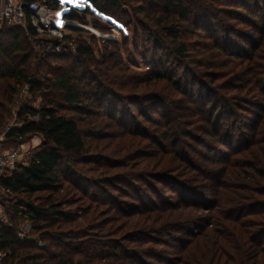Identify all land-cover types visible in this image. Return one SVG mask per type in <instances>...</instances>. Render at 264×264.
<instances>
[{"label": "trees", "instance_id": "1", "mask_svg": "<svg viewBox=\"0 0 264 264\" xmlns=\"http://www.w3.org/2000/svg\"><path fill=\"white\" fill-rule=\"evenodd\" d=\"M79 1L80 10L92 16L93 28L109 33L119 23L126 30L116 40L65 25L85 36L78 40L76 58L51 66L49 55L23 51L28 36L21 28H0L2 146L16 148L32 135L41 136L26 163L17 162L0 179L1 207L10 216L9 222L0 220V264H264V0H228L236 5L224 8L236 13L228 22L235 19L240 26L226 28L221 21L218 35L210 29L214 42L175 48L180 57L175 68L149 56L147 40H159L145 33L130 0ZM160 1L144 0L138 7H145L163 31L169 28L163 20L200 18V11L213 10L217 0ZM120 6L126 18L114 11ZM64 16L86 23L75 9ZM30 34L36 31L30 28ZM98 41L114 50V59L96 56L92 45ZM204 49L213 54L214 65L222 59L223 82L218 84L211 70H200ZM23 84L41 102L31 106L23 100L16 112L19 125L7 129L11 104ZM241 85L262 101L235 132L238 102L225 93ZM178 100L197 107L178 115ZM193 112L207 126L195 128V121L182 135L196 143L195 155L220 159L223 167L196 169L211 186L178 181L177 191L170 174L178 167L170 161L196 158L172 154L164 137L183 128L182 117ZM147 123L161 124L162 139ZM200 146L207 154L197 152ZM157 182L177 191L176 200L158 202ZM195 204L202 210H186ZM17 214L30 227L22 237Z\"/></svg>", "mask_w": 264, "mask_h": 264}, {"label": "rangeland", "instance_id": "2", "mask_svg": "<svg viewBox=\"0 0 264 264\" xmlns=\"http://www.w3.org/2000/svg\"><path fill=\"white\" fill-rule=\"evenodd\" d=\"M65 2H67V0H64ZM160 1V0H159ZM196 0H184L185 3H193ZM253 1V0H252ZM131 5L135 10V16L137 17V19L139 21H143V26L146 29L145 33L147 35H151V34H155L158 38L159 41H156L155 43H153L152 41H148L147 40V46L149 48L150 54L149 56L154 59H162L165 60L164 62H171L172 68H175L176 64L180 62V57L178 56V54L175 53V48L178 47H183V50L186 49L188 50V44H194V46L197 45H202L204 46V44H209V42H214L213 39H209V34L212 32V30L215 31L217 30V35L220 33V31H222L223 26L221 24V21L223 24H225L224 27L226 28H231V29H237L238 26H240V24L234 19L230 22H228V18H230L231 16H235L236 13H232V14H228V12H224V8H230V7H235L236 5L234 4H230L228 3V0H217L215 2L212 3V8L213 10H209L207 9L206 11L202 12L200 11L199 14L200 18H194L191 20V17L187 20V21H182V20H178V19H174L173 17L167 19V20H163V26H167L169 27L167 30H159V26L160 24H158V22H156V20H152L151 17H149L148 15L145 14L144 10L145 7H138L141 4H146L144 3V0H130ZM161 2V1H160ZM262 2V0H261ZM70 6L71 10H76V13L81 16L84 17L85 22L86 23H79V22H72L74 25H78L80 27V29H83L85 31L88 32H92L94 33L97 37L100 38H105V39H119L120 37V32H122V29L126 30V26L124 27V25L119 24V23H114L115 25H109L106 22H103L102 24L104 26H111L109 27L110 32L109 33H103L100 32L99 30L93 28L92 25V21L91 15L85 14L84 12H82L80 10V8H82V3L79 0H71V2H67ZM235 3V2H234ZM237 5L239 3H236ZM143 8V10H142ZM161 8H158V11H160ZM115 13L119 14V16L126 18V15L124 14V12L122 11L121 6L118 7L116 10H114ZM159 14V13H158ZM55 16H61V15H57L54 14ZM177 15V14H176ZM215 16L218 21L217 22H209L207 21V17H212ZM62 17H65L64 15H62ZM196 17H199L198 15H196ZM193 18V17H192ZM242 20V19H241ZM70 22V21H68ZM114 22V21H113ZM218 22H220V24H218ZM199 26V27H198ZM206 26V27H205ZM206 28L208 29V33L205 31ZM210 29H212L210 31ZM124 31V30H123ZM65 32H69V35L72 36L70 39L66 38H58L57 36H54L51 33H46V32H40L35 36H28L27 40H25L27 43V45H24L23 51L24 52H34L40 56H48L46 57V61L51 65V66H55L57 64H62L64 62H66L67 60H71L73 58L77 57V46L80 44L78 42L79 38L84 37L85 34H78V33H73L70 32L68 30H65ZM231 37L235 38L236 40V36H235V32L231 31ZM23 37V36H21ZM89 41V40H88ZM175 42V44L173 43ZM183 44V45H182ZM185 44V45H184ZM93 49L95 51L96 56L102 57V53H104L108 58L109 57H113L114 54V50L111 47H105L104 45H102L101 42H97L95 44L92 45ZM159 47V50L157 51V47ZM159 52L158 55H153L155 52ZM184 55H186L188 53V51H184ZM163 55H164V59H163ZM212 53L206 49H204L203 51V56L202 58L204 59L202 62H205V65H201L199 66L200 70L204 71V70H211V73H215L214 76L217 79V83L219 84L220 82H223L226 77L224 78V71L226 70L225 67L222 65L223 61L221 59V61H218L217 65H214V59L212 57ZM198 55H195V57ZM188 58V57H187ZM111 66V65H110ZM139 68H142V65H138ZM171 70V67H170ZM183 75V74H182ZM41 77L43 75H40ZM124 77L126 76V73L123 74ZM37 77L38 79H42L44 77ZM128 78H130V76H128ZM132 80V79H130ZM149 86V85H148ZM29 85L28 84H23L20 88L19 91L17 93V96L14 100V102H12L11 104V111H12V116L10 117L8 123L6 124V128L8 129L9 127L15 126V125H19V121L18 119H16V112L17 109L19 107V104L21 102H23V100L27 101L28 104H30L31 106H38L41 102L40 97L38 96V94H32L29 91ZM238 91L235 90H230V91H226V95H232L233 98H236V101L238 102V105L235 110H236V117H237V122H236V126L234 128H232V130H234L235 132L237 131L236 128H238L240 122H246L248 123V117L253 116V111L256 108V102L258 101H262L261 98L259 97V95L257 93H252L254 91L249 90V87H245L244 85H241L240 89H237ZM124 104V106H126V103L123 101L122 105ZM178 107H177V114L178 115H184L186 112L188 113L187 108H191L190 111H192V108L197 107V104H192L191 102H186L183 100H178L177 103ZM168 106V105H167ZM166 108V107H165ZM186 113V114H187ZM157 118L158 115H156ZM184 120V124H182L183 128H179V130L177 128L174 129L175 133L168 131V134H166V136L164 137L167 143V146L165 145V147H168L170 149H172L173 153L175 154L176 152L183 153L185 156H189L188 159H190L192 156H195L196 160L191 161L189 163H186L185 160H176V159H172L175 162L170 161L171 165H174L176 167H178L177 170L175 171H171V180L175 181V186L177 187V191L179 188L178 185V181L182 182V183H186V184H191V185H200V186H206L207 184L210 183V186L212 185L211 182L207 181V179H203V175L202 172L197 171V168H201L204 166H208L210 167L212 170H216L217 168H222L223 164L221 163L222 161L220 159H216L217 162H215L214 160L208 161V159L202 157V155L199 153L197 155H195V151H193L191 148H193L195 146V142H193L191 139H189V137L183 136L182 134H184L185 132H189L191 131V129H187L190 128V126H193L192 124L196 121V124L194 127L198 128V127H206L207 124L206 123H199L200 120L199 118L196 117V115L193 112V115L191 117H182ZM190 122V123H188ZM186 123V124H185ZM149 127H156V130H159V138L162 139V132H164V128L161 127V124L158 123H152L149 124L147 123ZM228 125H224V128H226ZM4 127V128H5ZM187 129V130H186ZM186 130V131H185ZM1 131V130H0ZM249 133H251V131L249 130ZM38 137V140H36ZM185 140H189L187 144H184L182 142V139ZM36 140V142H34V140ZM33 140V141H32ZM170 141H172L173 143H170ZM41 142V136L39 135H32L29 138H26L23 140L22 144H16L14 145L16 147V149H19L20 152H22L23 156H22V162L24 163L25 161H27V158L29 156V153L32 149H34L35 147H37ZM165 143V144H166ZM241 146V144L239 145ZM246 146V145H245ZM247 147V146H246ZM200 151L197 152H202V154H207L206 149L203 146L198 147ZM247 149H249V147H247ZM221 150L226 151L227 147H222ZM181 155V154H180ZM197 156V157H196ZM180 166V167H179ZM219 172V171H218ZM220 174V173H218ZM90 176V175H89ZM196 177L201 178L202 180H197L195 181L194 179ZM165 178V177H164ZM193 178V180H192ZM171 182V181H170ZM209 182V183H208ZM157 186V201L160 202V199H167V200H172L175 201L176 199V194L177 191H173V189H168L166 187H164V185H162V183H156ZM168 186V185H167ZM156 191V190H155ZM214 189L211 190V192H213ZM216 196V195H215ZM218 199V195L216 196L215 200ZM131 200V199H128ZM234 201H236L235 199H233ZM233 201V203H234ZM7 203V202H6ZM77 205H80V202L77 203ZM198 204H195V206L191 207V206H187L186 210H192V212H198L201 211L202 209H200L198 206ZM234 205H238V203H234ZM187 212V211H186ZM16 221L15 224L18 227V236H23V234H28L30 231V227L29 224L26 220L24 219H20L18 216L19 214L16 215ZM0 220H3L4 222H9L10 220V216L9 214H7L5 212V210L3 209V207H1V213H0ZM154 245V244H151ZM156 246V245H154ZM149 261H151L150 259H148ZM154 264H157V261L153 260L152 261Z\"/></svg>", "mask_w": 264, "mask_h": 264}, {"label": "built area", "instance_id": "3", "mask_svg": "<svg viewBox=\"0 0 264 264\" xmlns=\"http://www.w3.org/2000/svg\"><path fill=\"white\" fill-rule=\"evenodd\" d=\"M69 9V4L64 0H0V28L19 27L25 36H31L30 28H33L36 35L40 32H46L58 38L66 39L70 35L69 32H65L64 26L73 23L66 21L62 15ZM4 138L5 132L1 131L0 179L10 175L17 162L22 163V153L19 149L8 148L5 150L3 148Z\"/></svg>", "mask_w": 264, "mask_h": 264}, {"label": "water", "instance_id": "4", "mask_svg": "<svg viewBox=\"0 0 264 264\" xmlns=\"http://www.w3.org/2000/svg\"><path fill=\"white\" fill-rule=\"evenodd\" d=\"M23 5L25 6V4H23ZM73 26L80 27V26H78V25H76V24H75V25L73 24Z\"/></svg>", "mask_w": 264, "mask_h": 264}, {"label": "bare ground", "instance_id": "5", "mask_svg": "<svg viewBox=\"0 0 264 264\" xmlns=\"http://www.w3.org/2000/svg\"><path fill=\"white\" fill-rule=\"evenodd\" d=\"M33 140H34V139H33ZM33 140H32V141H33ZM36 140H38V137H37V139H36ZM36 140H34V142H36ZM36 143H37V142H36Z\"/></svg>", "mask_w": 264, "mask_h": 264}, {"label": "crops", "instance_id": "6", "mask_svg": "<svg viewBox=\"0 0 264 264\" xmlns=\"http://www.w3.org/2000/svg\"><path fill=\"white\" fill-rule=\"evenodd\" d=\"M22 153V152H21ZM23 154V153H22ZM23 156V155H22ZM26 163V161L24 162V164ZM22 164H23V162H22Z\"/></svg>", "mask_w": 264, "mask_h": 264}, {"label": "snow or ice", "instance_id": "7", "mask_svg": "<svg viewBox=\"0 0 264 264\" xmlns=\"http://www.w3.org/2000/svg\"><path fill=\"white\" fill-rule=\"evenodd\" d=\"M67 2H71V0H67Z\"/></svg>", "mask_w": 264, "mask_h": 264}]
</instances>
